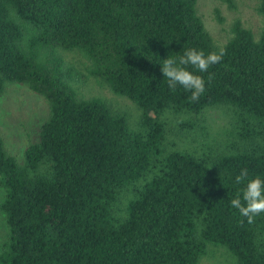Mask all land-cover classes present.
I'll return each mask as SVG.
<instances>
[{
    "label": "trees",
    "instance_id": "trees-1",
    "mask_svg": "<svg viewBox=\"0 0 264 264\" xmlns=\"http://www.w3.org/2000/svg\"><path fill=\"white\" fill-rule=\"evenodd\" d=\"M256 11L264 19V0ZM52 48L81 52L97 84L140 109L136 129L78 99L47 60ZM188 48L226 51L195 72L198 102L161 72ZM4 82L40 96L48 116L21 166L0 138V264H197L207 244L235 264H264V213L249 224L230 206L242 169L264 179V26L254 39L235 23L218 48L194 0H0V94ZM209 109L230 122L214 147L198 154L167 139L164 112L204 132Z\"/></svg>",
    "mask_w": 264,
    "mask_h": 264
},
{
    "label": "rangeland",
    "instance_id": "rangeland-1",
    "mask_svg": "<svg viewBox=\"0 0 264 264\" xmlns=\"http://www.w3.org/2000/svg\"><path fill=\"white\" fill-rule=\"evenodd\" d=\"M258 1L194 0V9L213 45L219 48L232 37V27L235 23L249 30L254 39L258 38L264 26V19L256 11ZM49 51L47 60L59 61V73L78 99H96L104 102L111 112L121 114L125 118L129 129H136L140 109L127 99L114 95L106 87L97 84L98 81L89 76L85 66L80 63L84 61L79 57L81 52L60 48H52ZM224 112L221 109L205 111L204 123H201L205 128L204 132L198 128L190 130L180 126L184 119L170 112H164L161 119L166 124V137L169 141H175L199 154L205 151V145L214 147L230 128L229 118ZM47 116V105L40 96L30 92L24 85L3 83L0 94V138L4 150L19 166L23 163L24 149L37 141L39 126ZM149 116L154 117L152 113H149ZM2 200L3 190L0 188V203ZM5 236V224L0 213V245ZM197 264H235V261L224 248L207 244L204 255L199 258Z\"/></svg>",
    "mask_w": 264,
    "mask_h": 264
},
{
    "label": "clouds",
    "instance_id": "clouds-1",
    "mask_svg": "<svg viewBox=\"0 0 264 264\" xmlns=\"http://www.w3.org/2000/svg\"><path fill=\"white\" fill-rule=\"evenodd\" d=\"M225 55L226 51L223 48L207 54L203 50L188 48L178 57L168 56L164 59L161 72L170 91L175 92L179 86L191 93L192 102H198L205 92V79L195 72L208 73L209 68L221 63ZM213 79L214 75L209 73L208 82L210 83ZM234 183L243 184L244 187L237 191L235 198L230 201V206L238 210L241 217L246 218L247 223L252 224L255 217L264 213V179L260 176L249 178L248 169L244 168L235 177ZM243 222L241 220V223Z\"/></svg>",
    "mask_w": 264,
    "mask_h": 264
}]
</instances>
